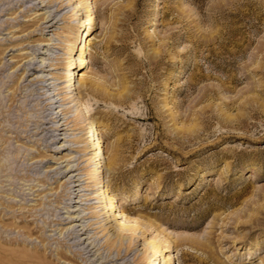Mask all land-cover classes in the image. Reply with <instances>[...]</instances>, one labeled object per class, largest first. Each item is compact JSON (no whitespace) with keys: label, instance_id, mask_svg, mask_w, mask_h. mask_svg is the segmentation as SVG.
Masks as SVG:
<instances>
[{"label":"rangeland","instance_id":"obj_1","mask_svg":"<svg viewBox=\"0 0 264 264\" xmlns=\"http://www.w3.org/2000/svg\"><path fill=\"white\" fill-rule=\"evenodd\" d=\"M92 1L89 30L77 22L87 11L74 15L75 2L62 0L57 22L40 31L37 13L47 10L40 3L0 0V264H33L27 256L36 253L50 264H84L73 241L57 235L68 200L65 177L53 173L65 168V155L80 157L84 142L65 141L69 149L55 153L62 140L39 139L43 95L23 76L31 48L49 43L34 67H55L48 76L62 77L48 81L69 84L61 67L77 27L84 32L71 55L82 45L87 64L78 72L96 82V92L78 94L104 127V178L128 215L153 223L126 237L123 247L130 241L132 250L119 262L146 264L151 252L143 240L162 231L171 241L187 238L173 252L174 264H264V0ZM79 108L67 109L68 119ZM89 156L70 164L82 170ZM38 178V190L20 206V187L26 192ZM94 201H84L78 217L85 215L89 235L100 238L98 252L111 257L117 244H104L113 235L88 213ZM56 252L64 253L62 263Z\"/></svg>","mask_w":264,"mask_h":264},{"label":"bare ground","instance_id":"obj_2","mask_svg":"<svg viewBox=\"0 0 264 264\" xmlns=\"http://www.w3.org/2000/svg\"><path fill=\"white\" fill-rule=\"evenodd\" d=\"M21 1H24L22 2V4L32 3L31 7H37V5L40 3L41 4L40 9H47L44 12L37 13V15L42 14V16L38 19L41 20V24L37 27L40 31H42L45 28L53 27L54 24L57 22L54 20V17L56 16L59 7L62 5V0H47L46 2H44L45 0H38V2H36V0H20V2ZM72 1L75 2V4L73 5L74 15L76 14L82 15L84 12L87 11V17L85 18V20H81V18H77V22L81 23V25L84 24V21L87 22L85 24V26L87 27L85 31L89 30V28H91L90 27L91 24L94 23V18L96 17V10L94 9L96 7L95 6L96 1L94 2L92 0H72ZM54 5H55L54 11L49 10L50 7ZM79 29L80 27H77L76 29H74V31L71 34V40L68 43L69 57H66L68 59L65 61L63 67H61V69L67 71V77H68L67 80H70L69 84L57 88L56 87L57 84L48 81L49 79L56 80L62 77V76L55 77L52 75L48 76L49 74H52L50 70L55 69V67H52L50 69H44L46 65H44L43 67H36V66L34 67V64L36 63L35 62L36 58L38 57V53L45 54V52L49 49L48 47L49 43H42L41 47L37 46L34 49L31 48V52H29L30 58L26 59L27 68L26 67L24 68L23 76H25L24 80H28L27 78L31 77L27 81L29 82L28 83L29 85L38 83V85L36 84V86L32 90L35 92L39 91L38 93L43 95L41 100L43 105L42 104L41 105L43 109L42 113L44 114L40 116L41 118L40 125L43 126L41 127L40 131L37 130L40 128L39 125H37L36 127V130L38 131L37 133L41 134L39 139L42 141L48 140L49 144H53L56 138L62 140L61 143L54 146L55 153L69 149L68 145L63 144V142L65 141H72L74 143L84 142L83 145H77L78 147L83 146V148L80 149L83 152L81 156L85 154L91 155L87 157V160L89 161L87 162V164H85V168H83L82 170L80 167L77 166V164L75 165L70 164L71 162H74L76 159L80 158L81 156L74 158L75 156L68 157L67 155H65L66 158L63 160L66 161L65 168L60 169L59 167L53 172L58 175H61V177L62 176L65 177L61 185L63 187L62 191L65 193L66 196L65 200L66 199L68 200L67 202L68 205L66 204L67 206L65 207L67 209L66 211L67 215L64 216V218L62 219L64 221L63 224H65L66 226L59 228L57 232V235L61 236L60 242L65 243L66 242L65 240H72L73 241L72 245L77 248L76 252H78L79 256L80 255L84 256L82 258L84 264H125L127 261L121 263L119 261L124 260L132 249H131L130 241L127 243L125 247H123V241L126 239L128 235L132 234L134 237L138 232L141 234L148 231L149 228L150 229L153 228V223L148 220L143 222L142 220L138 219V217H133L128 215L124 207L122 206V201H120V198L118 199L115 194H111L109 184L104 178L103 160L106 155V151H104V149L102 148V144L100 140V137L104 132L103 129L104 127L101 124V122H97L96 120L90 118V116L88 115V110L86 108V106H88V103L82 102V99L78 94L80 88H82L83 90H87L91 94L94 93L95 90L97 91L96 82L94 79L91 78V76L82 73L80 74L78 72V70L83 65L87 64V60L82 53L83 50L82 45L79 46L77 55H75L74 53L73 55H71L74 49L77 50L78 41H80V38L84 32V27L81 29V31H79ZM87 42L88 45L93 43L90 40H88ZM24 58H26V56ZM40 59L42 62L44 58L41 57ZM44 71L47 72L43 74ZM62 88H65V90L61 91ZM56 89L59 91L54 92ZM65 103H69L70 105L66 107L64 105ZM77 107H80L77 113L73 115L72 119H68L69 117L66 116L67 113L66 110L72 108H75L76 110ZM67 130H76V132H72V134H74L72 138L65 139L64 136L61 137L60 134L66 135ZM88 132H90L92 135H87ZM58 135L60 136L57 137ZM80 150H76V151H80ZM48 171H51V169H49ZM81 171H84V173H82ZM47 172L45 174H47ZM81 173L83 175L90 174L88 177H85L86 179H88L86 185L82 184V180L85 178L81 179L79 177ZM26 181H30V178H28ZM40 182L42 181H40L38 178L34 185L29 184V186L26 188L27 189L26 192H25V188L23 189V187H20L19 191L21 192L20 195L21 198L19 197L20 198L19 201H22V203H18L20 206L21 204H24L25 202L24 200H26L25 197L29 195L31 196L34 195V193L31 192L38 190V189H34V186H36ZM56 189L57 188H55V190ZM85 190H93V191L95 190V193L86 194L84 193ZM92 199H95V201L92 203H97V204L99 203V206L98 205L96 206L94 204L92 205V203H89L87 209L90 210L94 209V210L89 211L88 213L95 214V216L98 219V221H96L95 223L99 224L98 227L101 228L100 231H105L106 233L112 231L113 237L111 239L110 238L106 239L104 244L107 243L110 246L112 245L114 246L115 244H117L116 253L111 257H110L111 252H109L108 254H103V252L101 251L98 252L101 249V245L99 242L100 238H96L94 234L89 235L90 230H92L91 229L92 227H90L91 224L83 222V220L86 218L85 215H81L78 217V213L83 212V209L79 210L81 206L85 204L83 202ZM2 205H3V200H1L0 197V206ZM14 205L15 204H11L10 206L8 205L9 209H13ZM68 207H75V208L69 210ZM96 207L98 209H96ZM21 210H24V208L21 207ZM0 213H2L1 209H0ZM23 214L24 212L22 211V215ZM3 216H4V211L3 214L1 215V219H3ZM11 218L14 217L12 216ZM19 222H26V220L24 221L23 219H20ZM51 230L54 229L52 228ZM154 230H156L155 227ZM26 233L28 234L27 237H31L33 232L32 230L28 229ZM159 234H162V231H156V233L153 235H151L150 233L148 239L146 237L143 240V244L147 247L149 252H151V256L149 258L147 257L148 259L146 260V264H174L175 256L173 255V252L176 250L177 246L181 245V242H183L187 238L177 237L175 242V241H171L166 234H162L163 238L160 239ZM35 238H38V236H36ZM40 239L41 242L45 240L42 237ZM68 248H71L70 245L68 246ZM39 254L36 253L34 255L32 254L27 257L28 259H31V262L33 264H50L47 261H45L46 259L44 260V258L42 257L45 254L44 255L41 254L42 256ZM64 256H65L64 253L56 252L54 259H56L58 263H62L63 261L61 260V258H63Z\"/></svg>","mask_w":264,"mask_h":264}]
</instances>
